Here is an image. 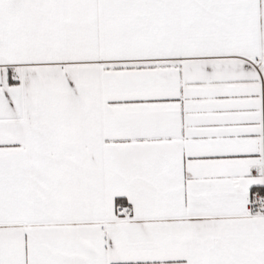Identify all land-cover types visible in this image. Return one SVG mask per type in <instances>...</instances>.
<instances>
[{
    "label": "snow or ice",
    "instance_id": "snow-or-ice-1",
    "mask_svg": "<svg viewBox=\"0 0 264 264\" xmlns=\"http://www.w3.org/2000/svg\"><path fill=\"white\" fill-rule=\"evenodd\" d=\"M0 264H264V0H0Z\"/></svg>",
    "mask_w": 264,
    "mask_h": 264
}]
</instances>
